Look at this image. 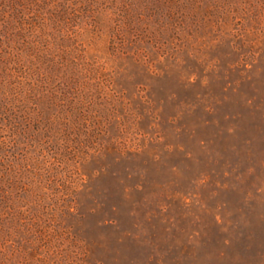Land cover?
<instances>
[{
  "label": "rangeland",
  "instance_id": "374dc122",
  "mask_svg": "<svg viewBox=\"0 0 264 264\" xmlns=\"http://www.w3.org/2000/svg\"><path fill=\"white\" fill-rule=\"evenodd\" d=\"M0 264H264V0H0Z\"/></svg>",
  "mask_w": 264,
  "mask_h": 264
}]
</instances>
